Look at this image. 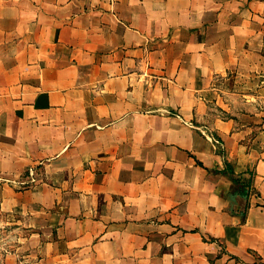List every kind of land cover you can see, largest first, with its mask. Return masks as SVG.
<instances>
[{
	"label": "crops",
	"instance_id": "obj_1",
	"mask_svg": "<svg viewBox=\"0 0 264 264\" xmlns=\"http://www.w3.org/2000/svg\"><path fill=\"white\" fill-rule=\"evenodd\" d=\"M0 222V264H264V0H0Z\"/></svg>",
	"mask_w": 264,
	"mask_h": 264
},
{
	"label": "rangeland",
	"instance_id": "obj_2",
	"mask_svg": "<svg viewBox=\"0 0 264 264\" xmlns=\"http://www.w3.org/2000/svg\"><path fill=\"white\" fill-rule=\"evenodd\" d=\"M0 225H1V222H0ZM10 232V231H8ZM7 237H10V233H6V230H4L2 227H0V245H4L6 244L7 245V239H10V238H7ZM3 243V244H2Z\"/></svg>",
	"mask_w": 264,
	"mask_h": 264
},
{
	"label": "built area",
	"instance_id": "obj_3",
	"mask_svg": "<svg viewBox=\"0 0 264 264\" xmlns=\"http://www.w3.org/2000/svg\"><path fill=\"white\" fill-rule=\"evenodd\" d=\"M28 175H29V177H30V182H31V183H34V182H35V170L30 169V170L28 171Z\"/></svg>",
	"mask_w": 264,
	"mask_h": 264
}]
</instances>
